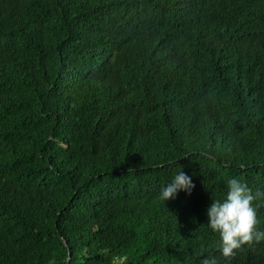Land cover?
Masks as SVG:
<instances>
[{
  "label": "trees",
  "instance_id": "16d2710c",
  "mask_svg": "<svg viewBox=\"0 0 264 264\" xmlns=\"http://www.w3.org/2000/svg\"><path fill=\"white\" fill-rule=\"evenodd\" d=\"M231 178L264 231V0H0V264H264L207 227Z\"/></svg>",
  "mask_w": 264,
  "mask_h": 264
},
{
  "label": "clouds",
  "instance_id": "9594fccd",
  "mask_svg": "<svg viewBox=\"0 0 264 264\" xmlns=\"http://www.w3.org/2000/svg\"><path fill=\"white\" fill-rule=\"evenodd\" d=\"M192 177L179 168L160 189L159 199L166 202L175 199L180 191L191 192ZM256 196L248 185L238 178L226 181L224 195L212 199L206 209L207 227L218 234L219 255L230 260L244 245L264 240V231L257 228ZM110 264H127L125 255H113ZM201 264H219L217 257H206Z\"/></svg>",
  "mask_w": 264,
  "mask_h": 264
},
{
  "label": "water",
  "instance_id": "95a60500",
  "mask_svg": "<svg viewBox=\"0 0 264 264\" xmlns=\"http://www.w3.org/2000/svg\"><path fill=\"white\" fill-rule=\"evenodd\" d=\"M63 242L65 245H67V242L65 241V239H63ZM70 259H71V254L69 253V257L68 259L64 262V264H68V262H70Z\"/></svg>",
  "mask_w": 264,
  "mask_h": 264
},
{
  "label": "bare ground",
  "instance_id": "6f19581e",
  "mask_svg": "<svg viewBox=\"0 0 264 264\" xmlns=\"http://www.w3.org/2000/svg\"><path fill=\"white\" fill-rule=\"evenodd\" d=\"M259 13V12H258Z\"/></svg>",
  "mask_w": 264,
  "mask_h": 264
}]
</instances>
